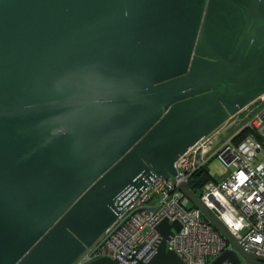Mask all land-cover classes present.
I'll return each instance as SVG.
<instances>
[{
    "label": "water",
    "instance_id": "95a60500",
    "mask_svg": "<svg viewBox=\"0 0 264 264\" xmlns=\"http://www.w3.org/2000/svg\"><path fill=\"white\" fill-rule=\"evenodd\" d=\"M261 93L264 0H0V264H72ZM178 187L230 244L208 264L264 262ZM172 228L144 264H186Z\"/></svg>",
    "mask_w": 264,
    "mask_h": 264
},
{
    "label": "built area",
    "instance_id": "2783aa9c",
    "mask_svg": "<svg viewBox=\"0 0 264 264\" xmlns=\"http://www.w3.org/2000/svg\"><path fill=\"white\" fill-rule=\"evenodd\" d=\"M262 149L264 93L179 154L174 175L153 177L72 264H85L99 256L115 258L116 264H144L157 251L161 234L156 224L163 218L180 223L178 230L172 228L166 247L186 264L212 261L230 244L178 186L188 183L191 174L214 157L228 170L206 182L198 196L246 250L264 255V156L258 159Z\"/></svg>",
    "mask_w": 264,
    "mask_h": 264
},
{
    "label": "trees",
    "instance_id": "16d2710c",
    "mask_svg": "<svg viewBox=\"0 0 264 264\" xmlns=\"http://www.w3.org/2000/svg\"><path fill=\"white\" fill-rule=\"evenodd\" d=\"M244 135V133H242ZM213 175L209 172L207 165L201 166L196 169L188 179V184L190 188L195 192L196 195L203 189V186L206 182L213 180ZM264 264V262L259 263Z\"/></svg>",
    "mask_w": 264,
    "mask_h": 264
},
{
    "label": "rangeland",
    "instance_id": "374dc122",
    "mask_svg": "<svg viewBox=\"0 0 264 264\" xmlns=\"http://www.w3.org/2000/svg\"><path fill=\"white\" fill-rule=\"evenodd\" d=\"M237 127L238 125L233 127L229 132L234 131ZM262 156H264V149H262V152L258 155V159H260ZM207 168L213 176H222L228 170V168L217 157L212 158L207 163ZM198 195H200V192ZM243 264L247 263L244 261Z\"/></svg>",
    "mask_w": 264,
    "mask_h": 264
}]
</instances>
